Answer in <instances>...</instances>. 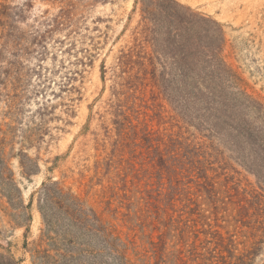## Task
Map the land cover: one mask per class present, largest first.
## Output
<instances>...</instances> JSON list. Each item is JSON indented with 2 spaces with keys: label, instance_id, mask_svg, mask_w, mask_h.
Instances as JSON below:
<instances>
[{
  "label": "trees",
  "instance_id": "16d2710c",
  "mask_svg": "<svg viewBox=\"0 0 264 264\" xmlns=\"http://www.w3.org/2000/svg\"><path fill=\"white\" fill-rule=\"evenodd\" d=\"M45 1L57 4L56 12L46 9L29 24L31 0L0 4V195L16 225L32 221L36 202L41 228L36 240L24 241L30 263L135 264L121 233L85 197L98 186L94 194L113 219L153 228L148 245L155 264H264V101L226 64L223 25L176 0H134L131 16L137 14L138 20L131 45L119 51L110 69L105 104L112 128L105 127L104 139L110 150L96 141L101 152L85 195L47 177L23 203L4 159L9 136H15L13 125L29 92L43 95L56 84L60 95L80 94L74 83L91 65V50L98 44L85 34L82 11L113 0ZM86 40L91 48H78ZM52 44L74 58V69L59 81L43 66ZM32 59L35 69L26 67ZM59 68L67 69L63 61ZM100 70L105 84L104 64ZM31 76L39 87L32 92ZM155 97L170 106L176 131L160 132L147 124L150 111L163 117ZM47 102L36 110L38 132L20 136L17 158L26 179L39 172L38 160L24 150L47 131L52 113ZM230 162L254 183H236L228 174L237 173ZM1 246L0 264H21L7 245Z\"/></svg>",
  "mask_w": 264,
  "mask_h": 264
},
{
  "label": "rangeland",
  "instance_id": "374dc122",
  "mask_svg": "<svg viewBox=\"0 0 264 264\" xmlns=\"http://www.w3.org/2000/svg\"><path fill=\"white\" fill-rule=\"evenodd\" d=\"M26 1L0 0V4L20 6ZM31 1L32 8L27 12V24L31 22L33 16L40 15L42 11L48 9L50 13H55L58 8L57 4H51L45 0ZM176 1L223 25L226 40L223 58L226 64L236 71L251 90L264 101V0ZM133 3L134 0L92 3L82 11L83 24L88 29L85 34L93 37L98 44L97 48L91 50L94 55L91 65L84 68L83 77L74 83L80 94L60 95L56 84H50L43 95L34 96L30 92L27 94L28 99L23 105V112L18 123L13 125L15 136H9V144L4 151L5 162L21 188V198L25 205L29 202L30 195L47 177L64 181L74 192L84 196L87 191L85 184L93 176V164L96 156L101 152L97 150L96 141L100 144L106 142V152H109L110 142L104 139L105 127L112 128L105 104L109 98L110 69L114 66L119 51L131 45V32L138 20L137 14L131 16ZM130 16L131 21H129ZM20 26L27 29L26 24H20ZM90 43L86 40L79 44L78 48H91ZM48 49L51 54L48 55L43 66L55 71L53 80L59 81V76L67 70L74 69L71 65L74 58L61 53V48L54 47L53 44ZM62 61L67 69L59 68ZM36 64L37 62L32 59L26 62V67L35 69ZM102 64L106 68L105 84L101 80ZM29 81L31 85L29 91L39 89L36 86L35 76H31ZM45 100L48 101L49 106H52V113L48 117L50 120L45 125L47 131L41 135L39 143L27 146L24 150L30 158L38 160L39 172L26 179L21 174L17 158L21 147L20 136L38 132L34 130L38 122L35 114ZM155 103L156 111H160L163 117L161 120L150 111L146 118L149 127L165 133L176 131L175 127H171L170 116L173 113L170 106L160 97H155ZM68 108L72 112L66 114L65 111ZM3 111V105L0 104V121L3 118ZM230 165L237 171V173L228 171L229 176L233 177L236 183L242 187H248L254 183V178L250 174L232 162ZM95 182L96 179L93 180V183ZM98 189V186H94L85 197L107 221L111 222L113 228L121 233V238L129 249L130 260L135 264H155L148 245L150 239L148 234L154 231L153 228L131 227L122 223L121 220L113 219L111 214L106 212L98 196L94 194ZM30 211L32 221L28 225L24 223L16 225L11 219L12 210L7 200L0 195V253L5 254V249L1 245H7V249L14 258L21 260V264H31L29 254L24 250V241L31 243L36 240L41 228V219L35 201ZM143 230L147 234H142ZM152 237L155 242L158 241L156 235Z\"/></svg>",
  "mask_w": 264,
  "mask_h": 264
}]
</instances>
